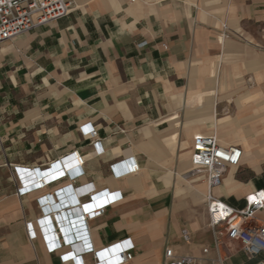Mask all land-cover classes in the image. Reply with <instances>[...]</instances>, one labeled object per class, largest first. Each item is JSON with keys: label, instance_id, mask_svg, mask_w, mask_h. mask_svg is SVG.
Listing matches in <instances>:
<instances>
[{"label": "crops", "instance_id": "crops-1", "mask_svg": "<svg viewBox=\"0 0 264 264\" xmlns=\"http://www.w3.org/2000/svg\"><path fill=\"white\" fill-rule=\"evenodd\" d=\"M74 4L67 17L0 45V264H73L75 247L38 232L42 217L52 229L47 194L83 212L104 210L87 232L76 214L67 217L71 244L89 249L84 264L94 253L113 262L124 240L134 246L127 264H162L166 248L210 264L206 185L191 175L192 142L214 134L241 148L240 166L250 159L253 177L236 180L240 166L228 168L216 198L242 208L246 195L264 189L253 156L264 150V0ZM74 151L84 159L81 174L71 168L17 196L18 178L52 177L51 165ZM129 156L138 172L116 176L110 166ZM88 184L94 190L84 197L77 189ZM224 264L235 263L227 256Z\"/></svg>", "mask_w": 264, "mask_h": 264}, {"label": "built area", "instance_id": "built-area-1", "mask_svg": "<svg viewBox=\"0 0 264 264\" xmlns=\"http://www.w3.org/2000/svg\"><path fill=\"white\" fill-rule=\"evenodd\" d=\"M133 1V0H129ZM75 8L74 0H0V45L17 37L25 35L39 26H45L67 17ZM226 27L223 26V32ZM227 37L226 32L223 33ZM90 138L94 141L92 146L95 152H102L101 142L96 140L97 133L90 132ZM243 151L239 146H224L219 143L216 136L196 135L192 142L191 175L202 176L206 185V207L208 213L209 228L213 238V247L216 253L210 264H224L226 257H221V239L225 238L229 243L240 246V252L247 262L251 264H264V189L252 191L243 199L242 208H234L220 198L213 195V189L223 184L224 176L230 167H238L241 164ZM84 159L78 151L71 152L56 165H51L55 174L52 177L46 173L37 172L31 180L18 178L16 194L21 196L34 189L44 190L52 181L62 177L69 169L81 174ZM116 176H127L138 172L139 166L133 156L110 166ZM71 188V187H70ZM68 188L66 191L71 194ZM93 187L85 185L77 192L80 195L90 196ZM42 203L48 208L47 219L51 222V228L45 225V218L38 220V232L42 236H50L52 242L62 247H75V254L69 257L73 264H84L83 256L89 249H83L72 241L66 232L67 217L76 214L77 220L87 232V223L101 216L103 209L83 212L76 203L70 202L63 205L55 204L52 194L42 197ZM25 229L29 239L35 238L32 223H26ZM183 240L189 237L183 232ZM112 249V248H110ZM134 246L130 240L115 246L114 259L101 257L99 253L93 254V264H127L133 259ZM106 252V250H105ZM208 249H204L206 254ZM162 264H199L194 257L177 255L171 248H166Z\"/></svg>", "mask_w": 264, "mask_h": 264}, {"label": "rangeland", "instance_id": "rangeland-1", "mask_svg": "<svg viewBox=\"0 0 264 264\" xmlns=\"http://www.w3.org/2000/svg\"><path fill=\"white\" fill-rule=\"evenodd\" d=\"M253 156L257 158L259 167L264 170V150H257ZM248 164H250V159H244L242 165L235 173L236 180L244 181L253 177V173L246 167ZM220 255L222 258L231 256L232 262L235 264H242L245 261L244 256L240 252V246L236 243H229L225 238L221 239Z\"/></svg>", "mask_w": 264, "mask_h": 264}]
</instances>
